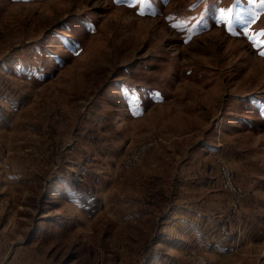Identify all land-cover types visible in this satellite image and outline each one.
I'll use <instances>...</instances> for the list:
<instances>
[{
	"label": "rangeland",
	"instance_id": "1",
	"mask_svg": "<svg viewBox=\"0 0 264 264\" xmlns=\"http://www.w3.org/2000/svg\"><path fill=\"white\" fill-rule=\"evenodd\" d=\"M262 33L264 0H0L2 263L228 264L248 191L218 160L264 194Z\"/></svg>",
	"mask_w": 264,
	"mask_h": 264
},
{
	"label": "crops",
	"instance_id": "2",
	"mask_svg": "<svg viewBox=\"0 0 264 264\" xmlns=\"http://www.w3.org/2000/svg\"><path fill=\"white\" fill-rule=\"evenodd\" d=\"M216 153V152H214ZM248 153V152H247ZM244 157H239L236 158V156L233 157V161H238V160H242L243 158V162L247 159L252 160V158H250V156L247 157L246 152H244ZM251 157H254L253 155H251ZM253 166L255 167L256 164L252 163ZM236 166V165H235ZM237 168V166H236ZM238 169H241L242 171H244V169L238 165ZM245 172V171H244ZM256 173L254 171H252V175L254 177ZM255 179V177H254ZM244 188L246 189V191H248V194L246 195V199L244 200L243 206H241V209H243V216L244 218H246V226H245V231L243 234V237L245 238V244L244 247H235V236L231 235L229 237H232V241L228 242V246H227V252L226 255L229 256V260H228V264L232 263V261L236 260L237 257L241 256L242 254H244L245 256L250 254V251L256 250L258 251V255H260V257H262V261L264 258V194L262 193L263 191L261 186V182L259 184V182L256 181H247V180H243L241 179ZM262 181V180H261ZM240 182V181H239ZM241 183V182H240ZM241 183V184H242ZM260 185V187L258 188V190L260 191L259 194L256 192L257 191V186ZM264 185V184H263ZM202 208L200 207V205H197L194 212L196 214L195 218H205L206 221L208 219L211 218H219L217 216H214L212 214H209L203 210H201ZM137 215L132 213L131 217H129L128 215L126 216V218H135ZM183 218L181 213H177L175 214H171L169 216H167L166 218ZM197 242H201L204 244V241H207L204 239L203 235H201L199 238L196 239ZM205 246V244H204ZM207 247V246H205ZM209 249V248H208ZM243 250V251H241ZM216 251H222L221 247L216 248ZM242 252V253H241ZM225 255V254H224ZM2 261H4L3 258H0V263H2ZM254 262V261H253Z\"/></svg>",
	"mask_w": 264,
	"mask_h": 264
},
{
	"label": "built area",
	"instance_id": "3",
	"mask_svg": "<svg viewBox=\"0 0 264 264\" xmlns=\"http://www.w3.org/2000/svg\"><path fill=\"white\" fill-rule=\"evenodd\" d=\"M220 166L219 170L223 178L224 186L230 191V193L235 197L236 201H239L241 197L246 195V189L237 181L235 175L236 171L234 167L222 160H218ZM237 202L234 204V207H237ZM2 264H43L40 261L31 260V259H19L15 262H6Z\"/></svg>",
	"mask_w": 264,
	"mask_h": 264
},
{
	"label": "snow or ice",
	"instance_id": "4",
	"mask_svg": "<svg viewBox=\"0 0 264 264\" xmlns=\"http://www.w3.org/2000/svg\"><path fill=\"white\" fill-rule=\"evenodd\" d=\"M231 30V29H230ZM262 34H264V33H262Z\"/></svg>",
	"mask_w": 264,
	"mask_h": 264
}]
</instances>
